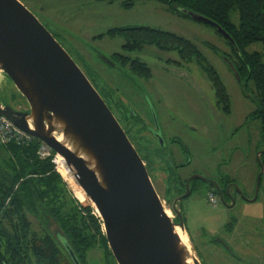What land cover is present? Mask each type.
I'll list each match as a JSON object with an SVG mask.
<instances>
[{"label":"rangeland","instance_id":"obj_1","mask_svg":"<svg viewBox=\"0 0 264 264\" xmlns=\"http://www.w3.org/2000/svg\"><path fill=\"white\" fill-rule=\"evenodd\" d=\"M20 1L55 35L104 98L110 100L111 95L137 114L136 120L123 125L126 129L133 128L130 138L140 156L154 163L148 172L172 218L175 215L164 200L166 175L159 170V165L166 160V148L170 153L180 151L175 162L190 163L181 171L183 177L221 173L239 184L246 197L238 199L232 208L221 201L215 206L210 204L203 184L181 202L184 226L190 234L185 232L191 255L202 263L194 243L202 252L205 264H264V171L253 201L262 172L259 157L264 152L263 126L251 117L255 105L241 93L224 58L232 55V48L217 29L150 0H133L129 8L122 1L110 4L108 0ZM135 26L173 33L190 41L198 53L192 56L148 45L125 51L124 39L116 33L109 34L114 29ZM248 51L264 55V47L259 44L252 45ZM113 56L122 58V62L125 58L130 60L125 66L119 62L122 67L117 68L105 60ZM133 61L148 68L152 77L142 78L132 71L130 62ZM210 68L213 78H219L231 88L230 114L217 108ZM5 80L0 82V99L4 103L25 104V98L11 80L6 76ZM113 107L118 116V109ZM145 122L147 128L143 125ZM156 123L162 129L161 136L155 134ZM0 145L1 168L8 156L4 152L6 146ZM63 174L74 197L80 202L84 201L79 196L86 197L94 214L100 217L89 198L80 195L79 187L67 172ZM35 228L39 230L37 224ZM215 237H221L232 252L212 242ZM106 254L105 246H98L90 252L88 263L106 264Z\"/></svg>","mask_w":264,"mask_h":264},{"label":"water","instance_id":"obj_2","mask_svg":"<svg viewBox=\"0 0 264 264\" xmlns=\"http://www.w3.org/2000/svg\"><path fill=\"white\" fill-rule=\"evenodd\" d=\"M179 10L216 28L235 45L211 19ZM224 58L241 82L234 63ZM0 72L26 100L18 105L0 99V115L64 159L76 184L96 207L117 264L204 263L183 244L176 231L180 227L187 233L182 214L178 213V222L168 215L146 164L95 85L20 0H0ZM261 166L253 201L264 171ZM188 196L189 190L183 198ZM220 242L232 252L225 241ZM68 252L75 264H81L72 250Z\"/></svg>","mask_w":264,"mask_h":264},{"label":"trees","instance_id":"obj_3","mask_svg":"<svg viewBox=\"0 0 264 264\" xmlns=\"http://www.w3.org/2000/svg\"><path fill=\"white\" fill-rule=\"evenodd\" d=\"M117 1H122L128 8L133 5V0H108L110 4ZM150 1L166 5L184 16L187 15L180 12V8L202 14L232 37L235 45L228 41L233 51L228 58L245 86L257 93L258 106L251 117L261 122L264 131V55L248 51L252 45L264 47V0ZM114 33L124 39L125 51L148 45L192 56L198 53L190 41L150 27L114 29L109 34ZM135 41L140 45L135 46ZM121 59L113 56L111 61L121 68ZM126 61L122 62L123 66ZM130 68L142 78L152 77L151 71L136 61L130 62ZM211 68L209 76L212 77ZM212 82L221 98L225 85L217 77H212ZM41 144L40 140L33 139L27 145L10 144L4 148L8 157L4 167L0 168V264H74L68 249L75 253L81 264H89L90 252L101 245L107 249L106 264H117L108 245L103 221L94 214L86 197L77 194L84 201L80 202L68 189L67 181L53 162L58 154L52 150L49 157L40 158ZM142 159L148 171L154 167L151 160ZM61 173H64L62 169ZM175 221L178 222L179 217H175ZM185 230L189 234L186 226ZM193 248L205 264L202 252L194 243Z\"/></svg>","mask_w":264,"mask_h":264},{"label":"flooded vegetation","instance_id":"obj_4","mask_svg":"<svg viewBox=\"0 0 264 264\" xmlns=\"http://www.w3.org/2000/svg\"><path fill=\"white\" fill-rule=\"evenodd\" d=\"M125 28L133 29V28H137V26L125 27ZM115 54H118V53H115ZM109 59L111 60V57H109ZM231 72H232V70H231ZM233 76L238 83V86L241 90V93L245 96V98L249 99L255 105V110H256L257 106H258V102L255 99V97L257 96V93L254 92L253 89H249L247 86H245V84L243 83L242 80H241V82H239L237 80L236 76L234 75V73H233ZM213 89H214V96L216 98L217 108L218 109L222 108L224 110V112H226L227 114H230L231 100H232L231 88H227L225 85L223 96L222 97L220 96L221 98H219L218 89L214 85H213ZM99 93L101 94L103 99L106 101L107 105L109 106V108L111 109V111L113 113H114L113 105L116 106V108L118 109V116L115 113H114V115H115L116 119L118 120V122L120 123V125L122 126V128L124 129L128 138L131 141L130 133H131V130H133V128L130 126V128L128 127L126 129L124 127L125 125H123V123L126 124V121L128 122L131 120H136L138 118L137 114L134 111H132V108L122 105V103H119L111 95L109 96L110 100H107L106 98H104L101 91H99ZM143 125L146 128L148 127L146 122ZM161 132H162V129L160 128V125H158L155 129V134L157 136H161ZM160 140H162V139H160ZM161 144L163 145V141ZM180 148L183 151H185V153L187 152L186 148L182 144H181ZM160 149L165 150V148H160ZM165 151L167 153V155L165 156L166 160L163 162V164L159 165V167H160L159 170L161 171L162 174L164 173L166 175L165 176L166 178L164 179V181H165V183H164L165 184L164 185V187H165L164 200L167 203V205H169L171 207V211L173 212L175 217H178L179 212L181 214H183V211L180 207V204L184 199L187 198V197L186 198H183V197L186 196V194L188 193V190H189V196H190L194 190L200 189L201 186H199V185H202V184H203L202 186L204 187V188H202L203 192L206 191V192H208V194H210V193L213 194L217 198L218 203H220V201H221L226 207H229V208L234 207L236 205L238 199L246 197L243 193V190L240 188L239 184L234 179L229 177L228 175H222L220 173L218 176L217 175L216 176L193 175V176H188V177L181 176V171L184 168H186V166H188L190 163L185 162V163L179 164V163L175 162L174 158L181 155L180 151H178V150L176 152L174 151V152L170 153V151L168 152V149L166 148ZM236 152L237 151H235V153ZM168 155L170 156L169 157L170 160L167 158ZM262 158H264V153L260 154V157H259L261 163L264 166V159L262 160ZM195 176H198L201 178H195ZM256 188H257V185H256ZM180 198H182V199L179 200ZM176 201H177V203H176ZM174 205H175V208L173 207ZM221 240H222L221 237H215L212 240V242L216 241L217 243L224 246L220 242Z\"/></svg>","mask_w":264,"mask_h":264},{"label":"built area","instance_id":"obj_5","mask_svg":"<svg viewBox=\"0 0 264 264\" xmlns=\"http://www.w3.org/2000/svg\"><path fill=\"white\" fill-rule=\"evenodd\" d=\"M33 139L35 138L21 131L16 126H14L6 117L0 115V143L2 145H27ZM51 151L52 150L42 142L41 147L38 151V155L40 156V158H47L51 155ZM57 158L58 155L53 159V162L56 164L58 169ZM208 201L214 206L217 204V198L211 193L208 196Z\"/></svg>","mask_w":264,"mask_h":264},{"label":"bare ground","instance_id":"obj_6","mask_svg":"<svg viewBox=\"0 0 264 264\" xmlns=\"http://www.w3.org/2000/svg\"><path fill=\"white\" fill-rule=\"evenodd\" d=\"M58 139L61 141V140H62V137H58ZM57 163H58V171H59L60 174L63 176V178H64V174L61 173V169L64 170L65 173L67 172V175L70 177V179H72V181L75 182L72 173L69 171V169H68V167H67V165H66L64 159H63L61 156H58V158H57ZM62 165H63V166H62ZM65 177H66V175H65ZM75 183H76V182H75ZM76 185H77V184H76ZM77 187H79L80 195L85 196L86 194L84 193V191L82 190V188H81L80 186H78V185H77ZM167 213H168V215H170V216L172 217L170 211L167 210ZM176 231H177V233L179 234L180 238L182 239L183 244L187 246V242H186V238H185V235H186L185 231H183L180 227H177V228H176ZM186 236H187V235H186ZM187 247H188V249L190 250L189 246H187ZM192 257H193V256H192ZM189 264H194V263H193V260H190V261H189Z\"/></svg>","mask_w":264,"mask_h":264},{"label":"crops","instance_id":"obj_7","mask_svg":"<svg viewBox=\"0 0 264 264\" xmlns=\"http://www.w3.org/2000/svg\"><path fill=\"white\" fill-rule=\"evenodd\" d=\"M6 80H5V75H1V73H0V82L2 83V82H5ZM14 101V100H13ZM14 102H16V101H14ZM17 103V102H16ZM18 105H23L22 103L21 104H19L18 103ZM0 147H1V145H0ZM5 152V151H4Z\"/></svg>","mask_w":264,"mask_h":264}]
</instances>
